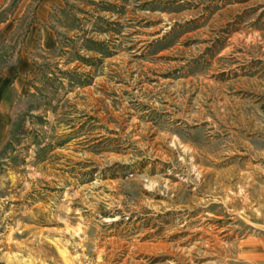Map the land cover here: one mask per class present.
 Listing matches in <instances>:
<instances>
[{
	"label": "rangeland",
	"instance_id": "obj_1",
	"mask_svg": "<svg viewBox=\"0 0 264 264\" xmlns=\"http://www.w3.org/2000/svg\"><path fill=\"white\" fill-rule=\"evenodd\" d=\"M55 1L0 44V264H255L264 0Z\"/></svg>",
	"mask_w": 264,
	"mask_h": 264
},
{
	"label": "crops",
	"instance_id": "obj_2",
	"mask_svg": "<svg viewBox=\"0 0 264 264\" xmlns=\"http://www.w3.org/2000/svg\"><path fill=\"white\" fill-rule=\"evenodd\" d=\"M13 1L0 0V44L2 41H5L6 44H9L10 40L22 41L26 37V51L29 54V50H32L31 46L36 39L39 37L46 38V40L50 38L48 33L45 36L39 33H41L40 25L46 21L45 15L51 2L50 0H20L12 6ZM28 24L30 25L28 32L23 35L21 29ZM24 50L25 47L23 50L21 49L20 55L22 56L19 63L13 62L0 69V120H4V122L10 119L13 99L19 95L24 76L22 74L28 66V54ZM252 261L255 264H264V256Z\"/></svg>",
	"mask_w": 264,
	"mask_h": 264
}]
</instances>
